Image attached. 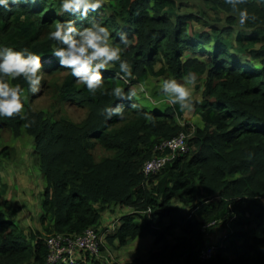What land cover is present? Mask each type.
Here are the masks:
<instances>
[{
	"label": "trees",
	"instance_id": "obj_1",
	"mask_svg": "<svg viewBox=\"0 0 264 264\" xmlns=\"http://www.w3.org/2000/svg\"><path fill=\"white\" fill-rule=\"evenodd\" d=\"M112 1L110 14L90 13L77 21L83 25L102 19L116 41L121 31L129 40L123 56L132 62L131 74L117 75V62L104 71L103 87L120 84L129 93L149 75L179 77L189 71L205 75L201 99L194 98L189 109L203 125L178 124L188 109L181 110L176 103L159 111L134 96L118 100L100 90L93 94L68 69L61 81L46 82L54 104L74 102L86 108L82 120L53 117L59 111L45 114L30 106L24 109L30 127L20 116L0 117V127L16 133L23 128L35 142L45 180L43 231L98 229L102 212L118 205L129 210L119 217L110 241L124 245L138 235L153 236L144 258L135 256L128 264H264V5L258 0L240 5L256 18L232 37L229 26L189 31L187 21L195 15L179 12L176 0ZM205 4L228 12L226 23L239 24L238 11L224 0ZM60 10L59 0H21L10 10L0 9V45L44 53L45 72L60 71L63 68L51 55L55 42L47 35L57 20L68 18ZM184 50L205 59L185 57ZM234 52L257 59L261 66L239 63ZM13 82L26 87L22 77ZM134 103L142 107H131ZM110 104H121L126 119L103 113ZM181 129L189 132V152L145 175L141 167L152 154L153 143ZM94 142L107 154L97 159L91 149ZM5 214L0 209V264H65L49 263L45 237L27 234ZM214 226L226 229L217 244L206 242ZM210 243L215 244L213 254L200 259L199 248ZM83 253L75 264H93Z\"/></svg>",
	"mask_w": 264,
	"mask_h": 264
},
{
	"label": "rangeland",
	"instance_id": "obj_2",
	"mask_svg": "<svg viewBox=\"0 0 264 264\" xmlns=\"http://www.w3.org/2000/svg\"><path fill=\"white\" fill-rule=\"evenodd\" d=\"M179 5V12H189L195 15V18L189 19L188 30H197L200 32H211L212 26L218 28L228 25L231 30V36L234 37L239 30L242 29L240 24H228L225 22V15L229 13L221 8L213 9L207 4L205 0H176ZM114 4V1L105 0L104 5L98 10L99 13L110 14L111 10L108 4ZM61 13V10H60ZM210 29V30H209ZM212 42V41H211ZM185 57L186 50L183 51ZM239 59L242 64L247 62L259 64L257 59H245L246 57L233 54ZM203 58V57H199ZM160 66V64H159ZM158 64L156 65V68ZM67 69L63 68L60 71H48L44 73V81H41V90L36 94H29L25 101V106H30L36 110H40L45 114L59 111L53 117L58 115H65L73 121H80L86 114V108L74 102L62 103L60 105L54 104L51 98L52 90L46 87V82L61 81ZM197 75V80L192 86L193 99H201V90L205 84L206 76ZM168 75L167 77H169ZM183 76V75H182ZM182 76L176 77L180 79ZM172 77V76H171ZM165 78L162 75H149L145 81L136 82L134 96L140 103L147 108L158 109L164 111L167 107L173 105L168 99L167 95L158 90L160 83ZM15 83V82H14ZM143 86V90H142ZM184 117L190 120L191 124H198L199 119L196 114L186 110ZM197 120V121H195ZM185 130V129H183ZM6 148L7 155L4 153ZM92 152L98 159L101 155L107 154L98 142L92 144ZM0 209L5 212V218L13 221L18 227L22 228L27 234L31 231L41 233L44 237L49 234L43 231L40 223V216L42 208L40 201L42 199V192L45 182L42 179V173L38 168V161L36 159V149L33 137L28 134L25 129L21 128L19 133L14 132L11 127H0ZM5 202L7 205H5ZM175 203V202H174ZM110 215L107 210L102 216L98 226L100 236V249L98 252L90 254L84 252L83 254L91 259L93 264H128L134 262V257L139 256L144 258L146 251L151 246L153 236L148 234L141 235L144 237H136L129 240L124 245H118L116 240L110 241L109 236L112 234L115 227L119 224L117 221L118 213H124L129 209L122 206H109ZM112 209V210H111ZM109 226V229L106 227ZM114 226V227H113ZM104 228V229H102ZM226 229L221 226H214L211 229L210 236L207 237L206 242L218 243L220 237L225 234ZM178 233V229H176ZM222 234V235H221ZM102 246V248H101ZM78 257L80 255H77ZM145 264H159L155 262H145ZM175 264V262L164 263Z\"/></svg>",
	"mask_w": 264,
	"mask_h": 264
},
{
	"label": "clouds",
	"instance_id": "obj_3",
	"mask_svg": "<svg viewBox=\"0 0 264 264\" xmlns=\"http://www.w3.org/2000/svg\"><path fill=\"white\" fill-rule=\"evenodd\" d=\"M224 2L233 11H238L241 26L246 21L255 20L254 12H250L247 7H239L246 0ZM258 2L264 5V0ZM19 3L21 0H0V9L10 10ZM104 3L105 0H59L61 14L68 13L69 16L57 20L54 28L47 33L49 39L55 42L51 55L57 58L60 67L70 70L71 75L89 92L94 94L100 90L102 94L118 100L131 99L136 93H126L120 84H115L110 89L103 87L104 71L117 62V75L128 76L132 72V62L123 56L129 45L127 35L121 31L118 34L119 40L116 41L113 30L102 19L92 18L87 24H77L78 20L88 18L90 13H97ZM43 55L44 53L30 50L27 46L0 45V117L20 116L25 120V127L31 126L24 111L25 101L29 94H36L41 90L45 73ZM18 77H22L26 87L13 82ZM196 80V73L189 71L180 79L174 76L164 78L158 90L165 93L171 103L178 104L181 110L192 109L196 102L192 96V86ZM131 107L140 109L142 106L134 103ZM102 112L108 117L115 114L119 119H126L121 104L106 105Z\"/></svg>",
	"mask_w": 264,
	"mask_h": 264
},
{
	"label": "built area",
	"instance_id": "obj_4",
	"mask_svg": "<svg viewBox=\"0 0 264 264\" xmlns=\"http://www.w3.org/2000/svg\"><path fill=\"white\" fill-rule=\"evenodd\" d=\"M188 136L189 132L181 129L174 136L156 140L153 143L152 154L142 163V172L145 175L157 173L176 155L188 153L190 150ZM44 239L48 248L47 261L49 263L75 264L80 258L77 255L83 252L96 253L100 247L99 230L94 226H89L79 233H49ZM214 250L215 244H205L199 248L198 257L200 259L209 258Z\"/></svg>",
	"mask_w": 264,
	"mask_h": 264
},
{
	"label": "crops",
	"instance_id": "obj_5",
	"mask_svg": "<svg viewBox=\"0 0 264 264\" xmlns=\"http://www.w3.org/2000/svg\"><path fill=\"white\" fill-rule=\"evenodd\" d=\"M226 26H228V25H226ZM226 26H222V27H226ZM242 29H243V27H242ZM210 30V29H209ZM190 31V30H189ZM192 31V30H191ZM193 31H195V32H200V31H197V30H193ZM234 54H237L238 56H239V54L241 55V56H244V57H246L245 59H251L252 60V58H250V57H248V56H246V55H243V54H241V53H237V52H234ZM186 55L187 56H195V57H203V58H201V59H205V56L204 55H201V54H197V53H195V52H193V51H190V50H186ZM238 59V58H237ZM237 61V60H236ZM238 62L240 63V61H239V59H238ZM258 63H259V61H258ZM255 66H257V67H260L261 66V64L259 63V64H254ZM151 109H154V108H151ZM156 110H158V109H156ZM196 117L199 119V121L200 122H198L197 120H195V121H197V123L198 124H195V125H197V126H202L203 125V123H202V120H201V118H200V116L199 115H197L196 114ZM177 122H178V124H181V125H183V124H185V122L186 123H190L191 124V122H190V120L189 119H187L186 117H184V115H182L181 116V118H179V119H177ZM192 125H194V124H192ZM43 180H44V178H42ZM44 182H45V180H44ZM43 193V192H42ZM42 197H43V195H42ZM42 199H41V201H40V206H41V208H42ZM112 206H116V205H112ZM111 206V207H112ZM107 210H109V214L110 215H112V213H110V208H107L106 210H104L103 212H102V216L103 215H105L104 213H106L107 212ZM39 214H43V208H42V213H39ZM122 214H124V213H118V216H117V219H118V223H119V217L122 215ZM102 216H101V218H102ZM40 220H41V216H40ZM100 221H102L101 219H100ZM108 229H109V226H106ZM114 227V226H113ZM146 235H148L147 233H145V235L144 236H146ZM144 236H141V235H138V236H136V237H144ZM135 237V238H136ZM134 239V238H133ZM129 240H132V239H129ZM128 240V241H129ZM153 240V239H152ZM127 241V242H128ZM151 244H152V241H151ZM148 251V250H147ZM147 251L145 252V253H147Z\"/></svg>",
	"mask_w": 264,
	"mask_h": 264
}]
</instances>
